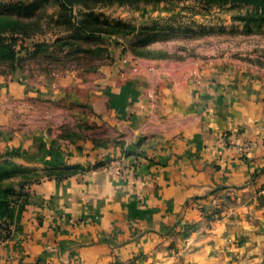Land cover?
Returning a JSON list of instances; mask_svg holds the SVG:
<instances>
[{
  "label": "crops",
  "instance_id": "0c3cea01",
  "mask_svg": "<svg viewBox=\"0 0 264 264\" xmlns=\"http://www.w3.org/2000/svg\"><path fill=\"white\" fill-rule=\"evenodd\" d=\"M204 63L0 74V143L17 165L68 173L34 187L0 264H264V77ZM66 103L90 133L62 137L51 105Z\"/></svg>",
  "mask_w": 264,
  "mask_h": 264
},
{
  "label": "rangeland",
  "instance_id": "374dc122",
  "mask_svg": "<svg viewBox=\"0 0 264 264\" xmlns=\"http://www.w3.org/2000/svg\"><path fill=\"white\" fill-rule=\"evenodd\" d=\"M0 6V74L14 67L51 77L102 69L118 57L189 56L220 65L229 74L264 77V0H3ZM236 2V1H235ZM239 2V1H238ZM18 4V6H16ZM85 34L79 35L78 29ZM38 42L33 46V43ZM207 68V67H205ZM71 81V80H69ZM42 107L36 100L20 102ZM52 122H66L64 138L90 133L77 124L73 103L51 105ZM23 110V111H22ZM20 110L19 129H32L33 112ZM41 113L34 115L41 119ZM0 130L9 136L5 125ZM0 143V248L11 240L28 210L35 186L65 172L17 165Z\"/></svg>",
  "mask_w": 264,
  "mask_h": 264
},
{
  "label": "trees",
  "instance_id": "16d2710c",
  "mask_svg": "<svg viewBox=\"0 0 264 264\" xmlns=\"http://www.w3.org/2000/svg\"><path fill=\"white\" fill-rule=\"evenodd\" d=\"M224 1H228V0H224ZM232 1H233L234 4H244L245 1H248V0H232ZM235 1H236V2H235ZM238 1H239V2H238ZM255 1H256V0H255ZM257 1L259 2L260 0H257ZM4 3H5V2H3V0H0V6L4 5ZM15 3L20 4L19 1L15 2ZM18 4H16V6H18ZM78 34H79V35L85 34V30H84L83 27L78 29Z\"/></svg>",
  "mask_w": 264,
  "mask_h": 264
},
{
  "label": "built area",
  "instance_id": "2783aa9c",
  "mask_svg": "<svg viewBox=\"0 0 264 264\" xmlns=\"http://www.w3.org/2000/svg\"><path fill=\"white\" fill-rule=\"evenodd\" d=\"M246 148H248V146H246Z\"/></svg>",
  "mask_w": 264,
  "mask_h": 264
}]
</instances>
